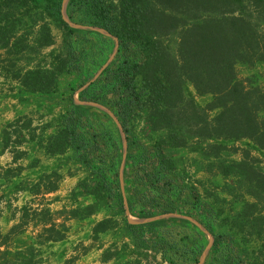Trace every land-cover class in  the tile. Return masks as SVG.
<instances>
[{"label":"trees","instance_id":"obj_1","mask_svg":"<svg viewBox=\"0 0 264 264\" xmlns=\"http://www.w3.org/2000/svg\"><path fill=\"white\" fill-rule=\"evenodd\" d=\"M63 7L64 0H0V77L19 94L64 101L39 128L55 126L45 153L69 154L82 172L70 195L75 205L62 213L75 221L104 214L93 240L111 232L122 242L104 260L159 255L166 264H199L208 237L192 220L213 239L203 264H264V82L259 73H238L264 66V0H68L67 21ZM187 85L209 101L198 104ZM75 94L115 120L76 104ZM31 124L27 117L8 124L4 146L31 134ZM199 170L207 182L194 178ZM50 177L60 179L42 177L32 191L40 184L53 191ZM127 211L181 218L131 224ZM66 232L51 225L44 240ZM14 233L0 234L1 244ZM33 253L27 249L19 264H38ZM0 264H9L7 252Z\"/></svg>","mask_w":264,"mask_h":264},{"label":"crops","instance_id":"obj_2","mask_svg":"<svg viewBox=\"0 0 264 264\" xmlns=\"http://www.w3.org/2000/svg\"><path fill=\"white\" fill-rule=\"evenodd\" d=\"M17 88L15 82L0 77V234L3 237L12 230L15 232L12 240L6 244H1L0 239V253L7 252L9 264H19V260L26 259L28 256L25 251L30 248L33 249L34 260L38 264H166L159 255L155 260L148 258V262L136 256L104 260L103 253L106 250L114 243L120 249L122 244L120 238L111 232L93 240L92 228L104 218V214L99 212L85 221L66 218L62 212L74 207L75 203L70 195L82 177V172L78 170V163L69 159V154L50 156L45 153V140L55 131L54 125L44 131L37 129L39 121L44 119V123L48 124L59 116L64 101L60 96L22 95ZM74 101L79 105L95 106L114 119L103 107L79 102L77 94L74 95ZM21 117L32 120L31 134L27 130L22 131L20 142L17 143V139L14 142L12 138V142L5 147L3 131L8 124ZM121 137L124 149L125 141L123 135ZM53 173L60 177L57 181L50 177L56 186L53 191L44 189L43 184L39 185L37 192L32 191V187L42 177ZM76 193L79 204L84 205L87 198L78 191ZM24 210L30 215L28 220L23 218ZM44 211L47 219L41 221L39 216ZM126 214L131 224H144L169 217L181 218L170 214L138 219L128 214V211ZM194 224L208 237V244L199 260V264H203L213 239L196 222ZM51 225L55 228L60 225L66 227L63 240H44V231ZM128 242L127 238L123 239V243Z\"/></svg>","mask_w":264,"mask_h":264},{"label":"rangeland","instance_id":"obj_3","mask_svg":"<svg viewBox=\"0 0 264 264\" xmlns=\"http://www.w3.org/2000/svg\"><path fill=\"white\" fill-rule=\"evenodd\" d=\"M68 2V1H67ZM67 2H66V4H67ZM66 4H65V6H64V9H63V16H64V18H66V15H65V7H66ZM77 29H82V30H84V29H86V28H82V27H76ZM94 31H96V30H94ZM96 32H99V31H96ZM100 33V32H99ZM54 35L56 36V47H59V45H60V37H59V34L57 33V32H55L54 31ZM238 73H239V76L241 77V78H246V77H248L251 73H253V74H255V73H259V74H261L260 76V84H263V82H264V66H260V67H257V68H255V69H253V70H249V69H247V68H245V67H238ZM68 82H69V80L66 78V79H63L62 81H61V90H63L64 89V87L68 84ZM186 92H187V94H190V95H193L194 96V99H195V101L198 103V104H200L201 106H203L206 102H208L209 101V97H204V98H199V97H196L195 95H194V91H193V89H192V87L190 86V85H187V87H186ZM60 97H62V96H60ZM57 101V100H56ZM38 117V116H37ZM36 117V118H37ZM44 122H45V120L43 119V120H41V121H39V126L37 127V129L38 128H41V126L44 124ZM41 123V124H40ZM144 128H143V126L142 125H140L139 127H138V130L139 131H142ZM236 146H240V144H236ZM123 150H126V142H125V146H124V149ZM254 155H257V153H254ZM186 156H187V159L189 158V159H191V158H195V154H191V153H188V155H187V153L184 155V159L186 158ZM124 157H125V151L123 152V159H124ZM259 157L262 159V157L259 155ZM186 159V160H187ZM124 160H123V163H122V165H121V171H122V169H123V166H124ZM262 166L264 167V160H262ZM192 171L194 172H196V166L195 167H193L192 168ZM208 176L207 175H205L202 171H198L196 174H195V176H194V178L195 179H199V180H202V181H206L207 182V180H208V178H207ZM212 180V182L213 183H215L216 185H219V184H221L222 182L219 180V179H211ZM188 220V219H187ZM189 221H191V222H193L194 223V221H192V220H189ZM196 225V224H195Z\"/></svg>","mask_w":264,"mask_h":264},{"label":"water","instance_id":"obj_4","mask_svg":"<svg viewBox=\"0 0 264 264\" xmlns=\"http://www.w3.org/2000/svg\"><path fill=\"white\" fill-rule=\"evenodd\" d=\"M68 0H66V2H67ZM65 2V1H64ZM66 4V3H65ZM65 6V5H64ZM63 9H64V7H63ZM64 12V11H63ZM66 21H67V19L66 18H64ZM94 30H96V31H99V32H101V33H104V34H106L105 32H103V31H100V30H98V29H94ZM107 35V34H106ZM108 36V35H107Z\"/></svg>","mask_w":264,"mask_h":264},{"label":"bare ground","instance_id":"obj_5","mask_svg":"<svg viewBox=\"0 0 264 264\" xmlns=\"http://www.w3.org/2000/svg\"><path fill=\"white\" fill-rule=\"evenodd\" d=\"M65 2H64V5H65V3H66V0H64Z\"/></svg>","mask_w":264,"mask_h":264}]
</instances>
